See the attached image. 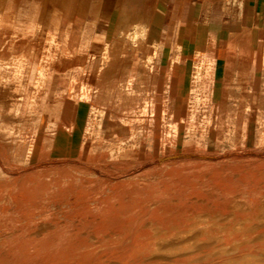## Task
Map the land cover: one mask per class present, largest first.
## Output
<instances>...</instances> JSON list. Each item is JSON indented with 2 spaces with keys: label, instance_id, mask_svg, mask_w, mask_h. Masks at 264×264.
<instances>
[{
  "label": "rangeland",
  "instance_id": "rangeland-1",
  "mask_svg": "<svg viewBox=\"0 0 264 264\" xmlns=\"http://www.w3.org/2000/svg\"><path fill=\"white\" fill-rule=\"evenodd\" d=\"M136 6V0H111L105 9L103 0H0V264H62L65 260L71 264L70 260L79 262L82 257L84 263H91L99 256L103 258L107 249L110 257L111 252H114L113 257H120L133 241L130 238H139L140 233V241L145 239L142 243L147 247V250L143 248L146 252L142 249V253L150 255L151 245L157 240L151 238L170 239L174 236L168 222L160 227L156 222L173 219L181 222L179 226L182 228H175L179 234L177 232L163 250H157L158 254L162 251L166 255V251L168 255L176 246L178 248L174 250L184 248L186 243V246H191L188 243L196 240L192 245L197 247L189 254L197 255L199 262H206L207 258L210 261L206 264H231L232 261L235 264L238 257L240 262L237 260V264H264V245L260 249L263 253L257 248L264 244V203H260L264 202V185H261L264 184V112L258 98L256 121L260 128H257L255 139L251 135L238 136L234 130L217 129L220 122L216 121V113L199 112L198 102L193 105L195 111L189 112L186 119L183 113H171L168 93H162V88L160 104H156L150 89L145 90L143 104L134 113L119 110L120 106L105 105L94 98V77L100 66L92 65L93 62H105L109 57L122 58L127 51L132 55L144 53V57L152 56V51L148 52L146 48L131 50L123 43L149 39L143 28L137 26L140 18L136 16ZM145 62L144 69L152 70L151 59ZM79 99L94 103V110L90 121L82 123L81 137H74L77 131L72 130L70 120L61 118V109L66 101L72 103ZM109 114L114 115L117 122L125 124L126 129L119 130L116 135L105 131L104 122ZM133 117L137 121H131ZM216 132H219L218 137ZM238 171L242 175L241 180H238ZM220 174L223 177L220 178ZM209 175H212V180L217 177L215 181L221 187L216 182L212 183ZM230 175L232 179L228 178ZM225 178L226 182L232 181L226 183ZM257 179L261 184L257 183L259 181L255 183ZM253 182L256 184L254 190ZM168 185L174 188L168 190ZM234 187H237L236 191ZM240 187L246 188L243 189L245 193L249 190L251 193H243ZM198 193H201V201L199 195L195 196ZM201 195L207 198L203 196V199ZM251 200L259 205L254 207ZM165 203L172 208L169 212ZM219 203L224 209L217 205ZM185 204L187 207H183ZM181 207L183 210L179 211ZM194 208L201 211H194ZM214 208L221 210L217 212ZM246 208L250 210L248 213ZM208 209L216 212V218H205L203 212ZM173 211L175 217L170 216ZM178 211L180 217L176 213ZM240 211H245L244 215H239ZM181 212L190 216L192 213L194 217L198 212V215L197 218L185 215L183 219ZM245 214L252 216L245 217ZM193 219H197L199 224L192 228ZM127 222H132L130 227L126 226ZM233 224L239 225L238 231ZM201 225L209 228L202 229ZM229 227L234 229L228 230ZM142 228L146 229L147 237L143 235L144 230L139 233ZM224 231L230 232L229 235L222 234ZM249 232L251 235H247ZM221 237L234 243L229 241L230 244ZM251 244L255 245V251L257 248L256 253ZM249 245L250 249L245 250ZM240 247L246 251L245 254ZM249 251H254L252 255L255 254V258ZM93 254L98 256L95 258ZM215 254L216 258L211 260ZM217 254L228 260L221 261Z\"/></svg>",
  "mask_w": 264,
  "mask_h": 264
},
{
  "label": "crops",
  "instance_id": "crops-1",
  "mask_svg": "<svg viewBox=\"0 0 264 264\" xmlns=\"http://www.w3.org/2000/svg\"><path fill=\"white\" fill-rule=\"evenodd\" d=\"M103 1L105 9L111 0ZM136 1L137 26L149 39L123 43L131 50L146 48L152 56L127 51L122 58L93 62L100 66L94 98L134 113L143 104L145 90L150 89L160 104L162 88L171 113H183L186 119L198 102L199 112L216 113L217 129L255 139L260 128L257 98L264 112V0H242L238 11L222 10L224 0ZM150 59L152 70L144 69ZM93 110L94 103L80 99L63 103L61 118L71 121L74 137H81L82 123L90 121ZM107 117L105 131L116 135L126 129L114 115Z\"/></svg>",
  "mask_w": 264,
  "mask_h": 264
},
{
  "label": "bare ground",
  "instance_id": "bare-ground-1",
  "mask_svg": "<svg viewBox=\"0 0 264 264\" xmlns=\"http://www.w3.org/2000/svg\"><path fill=\"white\" fill-rule=\"evenodd\" d=\"M114 6H115V5H114ZM125 16H126V15H125ZM120 21H121V20H120ZM118 22H119V21H118ZM121 31H122V30H121ZM119 33H120V32H119ZM232 173H233V172H232ZM236 173H238V175L240 176V172H239V171L236 172ZM223 174H224V173H223ZM223 174H220V175H221L220 178L223 177V176H224V177H227V176H225V174H224V175H223ZM230 174H231V173H230ZM222 175H223V176H222ZM226 175H227V174H226ZM232 175H233V174H232ZM246 175H247V173H246ZM248 175H249V174H248ZM253 175H254V174H253ZM260 175H261V173H260ZM209 176L211 177V180H212V175H209ZM209 176H208V177H209ZM233 176H234V175H233ZM241 176H242V175H241ZM241 176H240V179L238 178V180H241V179H242ZM244 176H245V173H244ZM257 176H259V175L257 174ZM191 177H192V176H191ZM199 177H200V176H198L197 178H199ZM214 177H215V176H213V178H214ZM246 177H247V176H246ZM246 177H245V178H246ZM216 178H217V177H216ZM216 178H215V179H216ZM228 178L232 179V178H231V175H230V177H228ZM228 178H227V179H228ZM236 178H237V177H236ZM251 178H252V177H251ZM202 179H203V178H202ZM202 179L200 178V180H202ZM206 179H207V178H206ZM209 179H210V178H209ZM215 179H213L214 181L212 180V183H215V182H216ZM247 179H248V178H247ZM253 179H256V178H253ZM185 180H186V179H185ZM235 180H236V179H235ZM263 180H264V179H263ZM220 181H221V179H220ZM230 181H232V180H230ZM230 181L227 180V182H230ZM243 181H244V180H243ZM243 181H242V182H243ZM254 181H255V180H254ZM257 181H259V182H257ZM185 182H186V181H185ZM200 182H201V181H200ZM202 182H203V181H202ZM221 182H222V181H221ZM225 182H226V178H225ZM227 182H226V183H227ZM256 182H257V183H260V180L257 179V180L255 181V183H256ZM216 183H217V182H216ZM222 183H223V184H222ZM222 183H221V184L224 185V182H222ZM238 183H239V182H238ZM247 183H249V182L247 181ZM247 183H246V186L248 185ZM253 183H254V182H253ZM253 183H252V184H253ZM255 183H254L253 186H252V187H253V190L255 189V185H256ZM192 184H193V183H192ZM192 184H191V185H192ZM201 184H202V183H201ZM217 184H218V183H217ZM260 184H261V183H260ZM209 185H210V184H209ZM209 185H208V186H209ZM227 185H228V184H227ZM250 185H251V184H249V187H250ZM261 185H264V184H261ZM168 186H169V187H168V190H169L170 187H172V186H171V185H168ZM210 186H211V185H210ZM212 186H213V185H212ZM212 186H211V187H212ZM217 186H219V184H218ZM217 186L215 185L214 187H217ZM230 186H231V185H230ZM239 186H241V185L239 184ZM259 186H260V185L258 184V187H259ZM192 187H194V185H193ZM219 187H221V186H219ZM225 187H226V185H225ZM227 187H228V186H227ZM237 187H238V186H237ZM237 187H236V188H237ZM262 187H263V186H262ZM172 188H174V187H172ZM229 188H230V187H228V189H229ZM232 188H233V187H232ZM236 188L234 187L235 191H236ZM226 189H227V188H225V190H226ZM228 189H227V191H229ZM243 189L245 190L246 188H243ZM243 189H242V187H240V190H242L243 193H245V191H244ZM249 189L251 190V187H250ZM259 189L261 190V186L259 187ZM170 190H171V189H170ZM211 190H212V189H211ZM215 190H216V189H215ZM218 190H219V189H218ZM230 190H231V188H230ZM250 190H249V191H250ZM124 191H125V190H124ZM227 191H226V193H227ZM231 191H232V190H231ZM231 191H230V192H231ZM238 191H239V190H238ZM238 191H237V192H238ZM249 191H247V192H249ZM257 191H259V190L257 189ZM164 192H165V191H164ZM195 192H196V191H195ZM195 192H194V193H195ZM219 192H220V191H219ZM224 192H225V191H224ZM247 192H246L245 194H247ZM220 193H222V192H220ZM233 193H234V192H233ZM240 193H241V192H240ZM249 193H251V192H249ZM199 194H201V193H198V194H196V195L194 194V195L197 196V195H199ZM215 194H216V193H215ZM228 194H229V193H228ZM236 194H237V193H236ZM252 194H253V193H252ZM254 194H255V192H254ZM231 195H232V193H231ZM233 195H234V194H233ZM240 195H241V194H240ZM255 195H257V194H255ZM140 196H141V195H140ZM188 196H189V195H187L186 197H188ZM192 196H193V194H192V195L190 194V197H192ZM203 196H204L205 198H207L206 195H203ZM203 196L201 195V197L204 199ZM208 196H209V195H208ZM221 196H222V194H221ZM241 196H242V195H241ZM250 196H251V195H250ZM263 196H264V194H263ZM146 197H147V196H146ZM183 197H185V196H183ZM190 197H188V198L190 199ZM217 197H218V196H217ZM229 197H231V196H229ZM243 197L246 198L245 195H244ZM243 197H240V198H242V200L244 201L245 199H243ZM252 197H253V196H252ZM261 197H262V196H261ZM261 197H260V198L257 197V198H258V199H262V198H264V197H262V198H261ZM143 198H144V196H143ZM193 198H194V197H193ZM196 198H197V197H196ZM211 198H213V196H212ZM220 198H221V197H220ZM220 198H219V199H220ZM236 198H237V197H236ZM250 198H251V197H250ZM138 199H139V198H138ZM179 199H180V198H179ZM179 199H178V201L176 200V203H175V204H177V202H179ZM199 199H200V195H199ZM216 199H218V198H216ZM238 199H239V198H238ZM246 199H247V198H246ZM252 199H254V198H252ZM197 200H198V198H197ZM201 200H202V199H200V201H201ZM207 200H209V198H208ZM211 200H212V199H211ZM213 200H214V199H213ZM231 200H233V199H231ZM240 200H241V199H240ZM240 200H239V201H240ZM168 201H170V199H169ZM180 201H181V200H180ZM182 201H183V200H182ZM182 201H181V202H182ZM209 201H210V200H209ZM209 201H207V202H209ZM220 201H221V200H220ZM251 201H252V200H251ZM258 201H259V200H258ZM189 202H190V201H188V203H189ZM192 202H193V200H192ZM207 202H206V203H207ZM211 202H212V201H211ZM216 202H217V201H216ZM230 202H231V201H230ZM235 202L237 203V201H235ZM244 202H245V201H244ZM246 202H247V201H246ZM193 203H194V202H193ZM197 203H198V202H197ZM203 203H204V201H203ZM220 203H221V202H220ZM220 203L217 204V205L220 206V205H221ZM231 203H232V202H231ZM236 203H235V204H236ZM251 203H252V205H253L254 207H255V205L257 204L255 201H252ZM260 203H264V202H260ZM165 204H166V203H165ZM170 204H171V202H170ZM199 204H202V203H199ZM211 204H212V203H211ZM233 204H234V203H233ZM243 204H244V203H243ZM247 204H250V203L248 202ZM247 204H246V205H247ZM166 205H168V203H167ZM177 205H178V204H177ZM180 205H181V204H180ZM202 205H204V207H205V203L202 204ZM217 205H216V206H217ZM231 205H232V204H231ZM257 205H259V204H257ZM257 205H256V206H257ZM261 205H262V204H261ZM161 206H162V205H161ZM161 206H160V207H161ZM163 206L165 207V205H163ZM163 206H162V208H163ZM184 206L187 207V204L183 205V207H184ZM188 206H189V204H188ZM190 206H192V205H190ZM206 206H207V204H206ZM213 206H214V204H213ZM222 206H223V205H221V207H222ZM235 206H236V205H235ZM238 206H239V205H238ZM241 206H242V204L240 205V207H241ZM247 206H248V205H247ZM247 206H246V207H247ZM157 207H159V205H158ZM157 207H156V208H157ZM166 207H167V206H166ZM172 207H174V206H172ZM186 207H185V208H186ZM194 207H195V206H194ZM226 207H227V206H226ZM230 207H231V206H230ZM243 207H245V205H243ZM261 207H262V206H261ZM169 208H171V206L169 207V205H168V209H169ZM195 208H197V207H195ZM195 208H194V211H195V210L198 211V209H195ZM198 208H199V207H198ZM209 208H213V207H209ZM222 208H223V207H222ZM227 208H228V207H227ZM234 208H235V207H234ZM248 208H250V207L248 206ZM248 208H246L245 211H247ZM251 208H253V207H251ZM262 208H263V207H262ZM123 209H124V208H123ZM168 209H166V210L169 212L170 209H169V210H168ZM171 209H172V208H171ZM190 209H191V207H190ZM205 209H206V208H205ZM223 209H224V208H223ZM156 210H158V209H156ZM161 210H162V209H161ZM182 210H183V209H182V207H181V210H179V211H182ZM206 210H207V209H206ZM210 210H212V209H210ZM214 210L218 212V210L220 211L221 208H220V209L218 208V210H216V209L214 208ZM214 210H213V211H209V209H208V211L203 212V213H205V215H206L205 218H216V212H215ZM232 210H234V209H232ZM239 210H240V208H239L237 211L239 212ZM242 210H243V209H242ZM256 210L259 211L258 209H256ZM158 211H159V210H158ZM162 211H163V210H162ZM179 211L176 212V213L179 214ZM199 211H201V210H199ZM199 211H198V212H199ZM203 211H204V210H203ZM222 211H223V210H222ZM234 211H235V210H234ZM234 211H233V212H234ZM237 211H235V212H237ZM245 211H244V212H245ZM248 211H250V210H248ZM248 211H247V213H248ZM254 211H255V210H254ZM260 211H261V210H260ZM260 211H259V212H260ZM110 212H111V211H110ZM163 212H165V211H163ZM188 212H189V211H188ZM198 212L195 213V217H196V215H198ZM224 212L226 213L227 211L224 210ZM238 212H237V213H238ZM244 212H242V213H243V214H242L241 211H240L239 215H241V214L244 215ZM155 213H157V211H156ZM155 213H154V214H155ZM161 213H162V212H161ZM161 213L159 212L160 215H161ZM174 213H175V211H173V214L170 215V216L173 217V216L175 215ZM181 213H182L181 216L183 215V219H184V216H185L186 214H185L184 212H181ZM203 213H201V214H203ZM219 213H220V212H219ZM249 213H250V212H249ZM257 213H258V212H257ZM157 214H158V213H157ZM165 214H166V213H165ZM220 214H221V213H220ZM251 214H252V213H251ZM251 214H247V215L249 216V215H251ZM105 215H106V214H105ZM188 215H189V216H188ZM188 215H186V216L191 217V218H195V217L192 215V213H191V216H190L189 213H188ZM222 215H223V214H221V216H222ZM224 215H225V214H224ZM247 215L245 214V217H246ZM252 215L254 216L255 214L253 213ZM252 215H251V216H252ZM164 216H166V215H164ZM186 216H185V217H186ZM192 216H193V217H192ZM199 216H200V215H199ZM221 216H220V217H221ZM255 216H257V215H255ZM155 217H156V216H155ZM158 217H159V215H158ZM161 217H163V215H161ZM166 217L168 218V216H166ZM174 217H175V216H174ZM178 217H180V214H179ZM231 217H232V216H231ZM242 217H243V216H242ZM106 218H107V217H106ZM159 218H160V217H159ZM196 218H197V217H196ZM203 218H204V217H203ZM217 218H218V217H217ZM225 218H226V216H225ZM232 218H235V217L233 216ZM259 218H260V217H259ZM259 218H258V219H259ZM170 219H171V218H170ZM177 219H180V218H177ZM187 219H188V218H187ZM218 219H219V218H218ZM241 219H242V218H241ZM255 219H256V218H255ZM159 220H160V219H159ZM161 220H162V219H161ZM163 220H164V219H163ZM185 220H186V218H185ZM188 220H189V219H188ZM188 220H187V221H188ZM193 220H194V219H193ZM211 220H212V219H211ZM213 220H214V219H213ZM216 220H217V219H216ZM233 220H234V219H233ZM233 220H231V221H233ZM253 220H254V219H253ZM144 221H145V220H144ZM177 221H179V220H177ZM214 221H215V220H214ZM145 222H146V221H145ZM145 222H144V224H145ZM154 222H155V221H154ZM166 222H168V225L170 224V226H169L170 229H171V230H174V231H172V235H174V236H173V237H170V239H167V238H164V237H163V238H161V237H160V238H153V239L151 238V240H153V241H154V239H155V240L157 239V240L154 241L152 245L150 244V245L152 246V247H151L152 249L149 247V248L151 249V252L148 251V252L146 253V254H148V253L150 252V255H149V254H148V255H145L144 253H142L143 250L145 251V249L147 248V247H145L146 245L142 243V241H144L145 239L143 240V238H142V241H140V237H142V236H141L142 233H140V232H141V231L143 232V230H144V229L142 228L141 230H139V233H140V237H139V238H138L137 236H136L137 239H136L135 237H134L135 239H131V238H130V240H133V241L129 244L130 246L126 244L128 240L126 241V243H125L124 245H127L128 248L126 247L127 249H125V250L123 249L125 252L123 253V255L120 253V254H121L120 257H119L118 254H113V255H118V256H116V257H113V256H112V253H114V252H111V257H110V255H108V249L106 248V249H107V254L104 255L103 258H101V259H100V256H99V259H98V258H97V259H94V258L92 257V260H93V259H94V260H93L91 263L88 262L89 259L86 261V262H88V263H84V262L82 261V260H83V257H82V258L80 257L82 260L80 259L81 261H79V262H78V260H76V262H78V263H76V262H74V261H71V260H70V263L72 262L73 264H206V262H207L208 260L210 261V259L207 260L206 257H208V256L205 255V252H204V255L206 256V257H205V258H206V262L202 260V262H204V263L198 261V257H197V255L195 256V257H196V258H195V257L193 256V254H191L193 258L191 257V255L189 254V252H190L191 250H194V248L197 247L195 244L192 245V243L196 241L195 239H194L195 241H193L192 243H191V242L188 243V244H190L191 246H186V244H187V243H186L185 245L182 244V245L185 246V247L183 246L184 248H179V249L174 250L176 247L178 248V246H176V247L173 249V252H172V251L168 252V255H167L166 251H165V254H166V255L162 254V251L159 252V253H161V254H158V253H157V250H161V249L163 250V249H164L163 246L165 245V247H166L167 245H169L170 240H172L173 238H175L177 232L179 231V230L176 231L175 228H176V227H180L179 225H180V223H181V222H178V223H177V222L174 221V219H173V220H171V221H167V220H165V221H157V222H156V223H157L156 226H157V227H160V226H162L163 223L165 224ZM190 222H192V219L190 220ZM190 222H189V223H190ZM234 222H235V221H234ZM255 222H256V221H255ZM123 223H124V221H123ZM127 223H128V222H127ZM131 223H132V222H131ZM131 223H128L126 226H127V227L129 226V227H130ZM186 223H187V222H186ZM200 223H202V222H200ZM251 223H252V222H251ZM125 224H126V223H125ZM144 224L142 223L141 226H143ZM146 224H147V223H146ZM154 224H155V223H154ZM181 224H182V223H181ZM198 224H199V222L197 221V219H195V220L193 221V223H191L192 228H193L194 226L198 225ZM252 224H253V223H252ZM252 224H250V225H252ZM255 224H256V223H255ZM168 225H167V226H168ZM185 225H186V224H185ZM191 225L189 226L188 229H190ZM228 225H229V224H228ZM126 226H125V228H126ZM141 226H140V227H141ZM165 226H166V225H165ZM167 226H166V228H167ZM201 226H202V225H201ZM230 226H231V223H230ZM232 226H234V224H233ZM238 226H239V225H238ZM238 226H236V224H235V226H234V227H237V231H238V229H239ZM245 226L247 227L248 225H245ZM245 226H244V227H245ZM120 227H121V226H120ZM157 227H155V229H156ZM185 227H186V226H185ZM185 227H184V230L186 231L187 227H186V228H185ZM203 227H205V226L203 225V226H202V229H203ZM226 227H228V226H226ZM246 227H245V228H246ZM253 227H254V226L252 225V228H253ZM110 228H111V227H110ZM117 228H119V227H117ZM146 228H147V227H146ZM164 228H165V227H164ZM181 228H182V227H180V230H181ZM192 228H191V229H192ZM197 228H198V226H197ZM200 228H201V227H199V229H200ZM205 228H207V227H205ZM208 228H209V227H208ZM208 228H207V229H208ZM113 229H115V227L112 228V230H113ZM122 229H123V228H122ZM151 229H152V227H151ZM161 229H162V228H161ZM177 229H178V228H177ZM195 229H196V228H195ZM202 229H201V230H202ZM223 229H224V228H223ZM233 229H234V228L229 227L228 230H233ZM243 229H244V228H243ZM120 230H121V228H120ZM123 230H124V229H123ZM123 230H122L121 233H123ZM125 230H126V229H125ZM132 230H134V229H132ZM145 230H146V229H145ZM145 230H144V233H145ZM148 230H149V229H148ZM148 230H147V232H148ZM158 230L161 231L160 228H159ZM164 230H165V229H164ZM184 230H182V231H184ZM193 230H194V229H193ZM197 230H198V229H197ZM201 230H200V232H201ZM204 230H205V229H204ZM212 230H213V229H211V231H212ZM224 230H225V229H224ZM235 230H236V229H235ZM252 230H253V229H252ZM255 230H257V228H256ZM263 230H264V229H262V231H263ZM167 231H169V229H168ZM198 231H199V230H198ZM206 231H207V230H206ZM206 231H205V233H206ZM211 231H210V232H211ZM215 231H217V230H215ZM245 231H246V230H245ZM258 231L260 232V230H258ZM114 232L116 233V231H114ZM117 232H118V230H117ZM151 232H152V230H151ZM155 232H156V231H155ZM188 232H189V231H188ZM210 232H209V234L212 235ZM221 232H223V231H221ZM226 232H227V231H226ZM243 232H244V231H243ZM263 232H264V231H263ZM110 233H112V232H110ZM152 233H153V232H152ZM156 233H157V232H156ZM162 233L164 234V233H166V232L163 231ZM167 233H168V232H167ZM190 233H191V232H190ZM192 233H193V232H192ZM201 233H203V231H202ZM207 233H208V232H207ZM207 233H206V234H207ZM229 233H230V232H229ZM229 233H228V232L225 233V231H224V233H222V234H224V235H227V234H228V235H229ZM253 233H255L254 230H253ZM256 233H257V232H256ZM256 233H255V235H256ZM260 233H262V232H260ZM92 234H93V233H92ZM116 234H117V233H116ZM168 234H169V233H168ZM178 234H179V232H178ZM181 234L183 235L182 232H181ZM181 234H180V235H181ZM184 234H185V233H184ZM188 234H189V233H188ZM214 234H215V232H213V235H214ZM218 234H220V233H218ZM222 234H221V235H222ZM232 234H233V233L231 232V236H232ZM241 234L243 235V233H241ZM249 234L251 235L250 232H249L247 235H249ZM143 235H146V237H147V234H146V233L143 234ZM153 235H154V234H153ZM153 235H152V237H153ZM191 235H192V234H191ZM198 235H199V234H198ZM198 235H197V236H198ZM235 235H236V233H234V236H235ZM242 235H241L242 238L245 237L246 239H249L248 236L246 237V236L243 235V236H244V237H243ZM255 235H254V236H255ZM258 235H259V234H258ZM113 236H114V235H113ZM149 236H150V235H149ZM149 236H148V238H149ZM157 236H158V235H157ZM160 236H161V234H160ZM170 236H171V235H170ZM200 236H202V234H200ZM200 236H198V237L200 238ZM120 237H123V235L120 236ZM143 237H144V236H143ZM178 237H179V236H178ZM180 237H181V236H180ZM202 237H203V236H202ZM205 237H206V236H205ZM205 237H204V238H205ZM235 237H236V238H235ZM235 237H234L235 239L238 238L237 235H236ZM252 237H253V234H252ZM255 237H256V236H255ZM105 238H106V237H105ZM125 238H126V237H125ZM128 238H129V237H128ZM132 238H133V237H132ZM182 238H183V237H182ZM206 238H207V237H206ZM227 238H228V236L226 237V239H227ZM229 238H230V236H229ZM234 238H233V239H234ZM242 238H240V239H242ZM81 239H82V238H81ZM138 239H139V240H138ZM149 239H150V238H149ZM196 239H197V237H196ZM208 239H209V238H208ZM211 239L213 240V238H211ZM214 239H216V241L218 240V238H214ZM221 239H222V237H221ZM246 239H244V240H246ZM251 239H252V238H251ZM69 240H70V239H69ZM119 240L121 241V239H119ZM177 240H179V239H177ZM177 240H176V241H177ZM204 240H205V239H204ZM219 240H220V239H219ZM222 240H224V241H228V242H229V241H233V240H231V239H230V240L222 239ZM259 240H260V239H259ZM259 240H258V241H259ZM87 241H88V240H87ZM87 241H86V242H87ZM99 241H100V240H99ZM104 241H105V239H104ZM122 241H123V238H122ZM147 241H148V240H147ZM205 241H206V240H205ZM240 241H241V240H240ZM242 241H243V240H242ZM247 241H248V240H247ZM258 241H255V242L257 243ZM260 241H261V240H260ZM260 241L258 242L259 244H260ZM93 242H94V241H93ZM145 242H146V241H145ZM199 242H200V241H199ZM199 242H198V243H199ZM202 242H203V241H202ZM217 242H220V243H221V241H217ZM236 242H237V243H241V242H238V240H237ZM91 243H92V241H91ZM103 243H104V242H103ZM123 243H124V242H122V244H123ZM146 243H147V242H146ZM215 243H216V242H215ZM222 243H223V242H222ZM224 243H225V242H224ZM229 243H230V242H229ZM233 243H234V241H233ZM250 243H251V241H250ZM250 243H249V244H250ZM258 243H257V244H258ZM261 243H262V242H261ZM263 243H264V242H263ZM78 244H79V243H78ZM78 244H77V245H78ZM92 244H93V243H92ZM119 244L121 245V243H119ZM217 244H218V243H217ZM230 244H231V243H230ZM230 244H229V246H230ZM257 244H256V246H257ZM61 245H62V244H61ZM80 245H81V244H79V246H80ZM107 245H108V244H107ZM114 245H116V244H114ZM148 245H149V243H148ZM148 245H147V246H148ZM243 245H244V244H243ZM243 245H242V246H243ZM245 245H247V244H245ZM251 245L254 246L253 248H251V249L254 250L255 245H254V244H251ZM251 245H249V246L247 247V249H245V250L248 251V248L251 247ZM261 245H262L261 247H259V245H258V247H257V248H259V249H258L259 252H262L260 249L263 247L264 244H261ZM79 246H78V247H79ZM81 246L83 247V245H81ZM87 246H88V245H87ZM97 246H98V245H97ZM211 246H212V245H211ZM229 246H225V247L228 248ZM233 246H234V245H233ZM235 246L237 247V245H235ZM235 246H234V247H235ZM242 246H241V247H242ZM54 247H55V245H54ZM76 247H77V246H76ZM100 247H101V246H100ZM104 247H106V246H104ZM104 247H103V248H104ZM109 247H111V245H109ZM117 247H118V246H116L115 248H117ZM122 247H123V246H122ZM122 247H121V248H122ZM124 247H125V246H124ZM144 247H145V249H143ZM209 247H210V246H209ZM241 247H240V248H241ZM68 248H69V247H68ZM85 248H86V247H85ZM88 248H89V247H88ZM88 248H86V249H88ZM92 248H93V247H92ZM92 248H90V249H92ZM115 248H114V249H115ZM119 248H120V247H118V249H119ZM170 248H171V246H170ZM170 248H169V249H170ZM218 248H219V247H218ZM238 248H239V247H237V249H238ZM257 248H256V251H257ZM55 249H56V248H55ZM64 249H65V248H64ZM64 249H63V250H64ZM75 249H76V248H75ZM75 249H74V251H76ZM78 249H80V247H79ZM86 249H85V250H86ZM111 249H113V246L111 247ZM142 249H143V250H142ZM150 249H149V250H150ZM165 249H166V248H165ZM171 249H172V248H171ZM205 249H206V248H205ZM207 249H208V248H207ZM221 249H224V247L222 248V245H221ZM234 249H235V248H234ZM249 249H250V248H249ZM263 249H264V247H263ZM85 250H84V251H85ZM94 250H95V249H93V252H94ZM100 250H101V249H100ZM100 250H99V251H100ZM146 250H147V249H146ZM215 250H216V248H215ZM217 250H218V249H217ZM217 250H216V251H217ZM219 250H220V249H219ZM227 250H228V249H227ZM235 250H236V249H235ZM240 250L243 251L244 249L241 248ZM240 250H239V251H240ZM53 251H54V250H53ZM82 251H83V250H82ZM88 251H90V250H88ZM102 251H104V250H102ZM105 251H106V250H105ZM111 251H112V250H111ZM114 251H115V250H114ZM116 251H118V253H119V250H116ZM127 251L130 252V253H128ZM213 251H214V250H213ZM230 251H231V250H230ZM237 251H238V250H237ZM239 251H238V252H239ZM254 251H255V250H254ZM254 251H252V252H254ZM256 251H255V253H256ZM263 251H264V250H263ZM76 252H77V251H76ZM80 252H81V251H80ZM80 252H79V253H80ZM120 252H121V251H120ZM145 252H146V251H145ZM191 252H192V251H191ZM214 252H215V251H214ZM214 252H213V253H214ZM238 252H237V253H238ZM240 252H241V251H240ZM240 252H239V253H240ZM243 252H244V251H243ZM245 252H246V251H245ZM245 252H244V254H245ZM249 252H251V251H249ZM249 252H248V254H250ZM252 252H251V256H254V258H255V254L252 255ZM63 253H64V252H63ZM63 253H61V255H62ZM77 253H78V252H77ZM90 253H91V252H90ZM101 253H102V252H101ZM105 253H106V252H105ZM155 253H156V256H155ZM163 253H164V251H163ZM196 253H197V252H196ZM196 253H195V254H196ZM202 253H203V252H202ZM202 253H201V254H202ZM208 253H209V252H208ZM210 253H211V251H210ZM227 253H228V252H226V255H227ZM232 253H233V251H232ZM237 253H236V255H237ZM239 253H238V254H239ZM257 253H258V252H257ZM262 253H263V252H262ZM64 254H66V253H64ZM81 254H82V256H83V253H82V252H81ZM87 254H89V253H87ZM96 254H97V253H96ZM96 254H95V255H96ZM186 254H189L190 256H186ZM198 254H199V253H198ZM219 254H220V251H219ZM219 254H217V256H218ZM221 254L224 255L225 253H221ZM234 254H235V252H234ZM248 254H247V260H248V258L250 257V256H248ZM260 254H261V253H260ZM70 255L73 256L74 254H70ZM95 255L93 254V256L96 258L98 255H96V256H95ZM99 255H103V254H99ZM199 255H200V254H199ZM199 255H198V256H199ZM202 255H203V254H202ZM209 255H210V254H209ZM226 255H224V256H226ZM52 256H53V255H52ZM59 256H60V255H59ZM72 256H70V257H72ZM79 256H81V255H79ZM91 256H92V254H91ZM91 256H89V258H91ZM220 256H221V255H220ZM220 256H218V257H220ZM231 256H232V255H230L229 257H231ZM243 256H244V255H242V257H243ZM245 256H246V255H245ZM258 256H259V254H258ZM57 257H58V256H57ZM87 257H88V255H87ZM210 257H211V256H210ZM210 257H209V258H210ZM242 257H240V258H242ZM49 258H50V257H49ZM84 258H85V257H84ZM199 258H200V257H199ZM202 258H203V257H202ZM212 258H213V259H212ZM214 258H216V254H215V256L213 255V256L211 257V260H214ZM221 258H222V259H221V261H222V260H223V257L221 256ZM235 258H236V257H235ZM235 258H233V259L235 260ZM245 258H246V257H245ZM252 258H253V257H252ZM259 258H260V257H259ZM46 259H47V258H46ZM52 259H53V258H52ZM71 259H73V258H71ZM203 259H204V258H203ZM226 259H227V257H226ZM226 259H224V260L226 261ZM242 259H243V258H242ZM242 259H241V261H242ZM256 259H257V258H256ZM90 260H91V259H90ZM200 260H201V259H200ZM216 260H217V259H216ZM224 260H223V261H224ZM227 260H228V259H227ZM231 260H232V258H231ZM237 260H238V262H240L239 259H238V257H237V259H236V262H237ZM243 260H246V259H243ZM250 260H252V259H250ZM253 260H255V259H253ZM257 260H258V259H257ZM68 261H69V260H68ZM221 261H220V262H221ZM229 261H230V260H229ZM229 261H228V262H229ZM248 261H249V260H248ZM46 262H47V261H46ZM65 262H67V261L65 260ZM65 262H64V263H65ZM236 262H235V264L238 263V262H237V263H236ZM243 262H244V261H243ZM246 262H247V261H246ZM44 263H45V262H44ZM61 263H62V262H61ZM64 263H62V264H64ZM68 263H69V262H68ZM72 263H71V264H72ZM214 263H216V262H214ZM214 263L212 262V264H214ZM218 263H219V262H218ZM218 263H217V264H218ZM46 264H47V263H46ZM57 264H58V263H57ZM65 264H67V263H65ZM207 264H208V263H207ZM209 264H210V263H209ZM231 264H234L233 261H232Z\"/></svg>",
  "mask_w": 264,
  "mask_h": 264
},
{
  "label": "built area",
  "instance_id": "built-area-1",
  "mask_svg": "<svg viewBox=\"0 0 264 264\" xmlns=\"http://www.w3.org/2000/svg\"><path fill=\"white\" fill-rule=\"evenodd\" d=\"M242 6V0H224L221 3V8L224 11L239 10Z\"/></svg>",
  "mask_w": 264,
  "mask_h": 264
}]
</instances>
